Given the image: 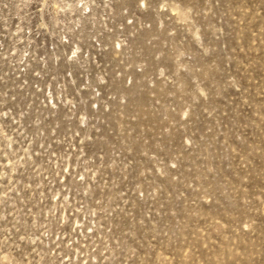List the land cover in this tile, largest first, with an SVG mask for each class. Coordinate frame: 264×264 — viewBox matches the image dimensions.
I'll use <instances>...</instances> for the list:
<instances>
[{"label": "rangeland", "instance_id": "rangeland-1", "mask_svg": "<svg viewBox=\"0 0 264 264\" xmlns=\"http://www.w3.org/2000/svg\"><path fill=\"white\" fill-rule=\"evenodd\" d=\"M0 264H264V0H0Z\"/></svg>", "mask_w": 264, "mask_h": 264}]
</instances>
